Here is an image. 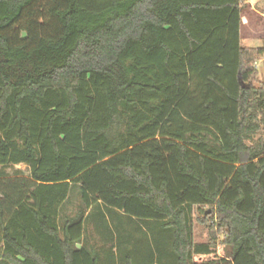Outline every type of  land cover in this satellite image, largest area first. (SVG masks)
<instances>
[{"label": "trees", "instance_id": "16d2710c", "mask_svg": "<svg viewBox=\"0 0 264 264\" xmlns=\"http://www.w3.org/2000/svg\"><path fill=\"white\" fill-rule=\"evenodd\" d=\"M245 8L0 0V264H264Z\"/></svg>", "mask_w": 264, "mask_h": 264}, {"label": "rangeland", "instance_id": "374dc122", "mask_svg": "<svg viewBox=\"0 0 264 264\" xmlns=\"http://www.w3.org/2000/svg\"><path fill=\"white\" fill-rule=\"evenodd\" d=\"M262 4H264V2H262ZM248 14H249V10L247 8H245V10L243 12V22H244L243 28H242L243 36H246L247 30H248L247 29L248 28L247 27L248 21L245 18L246 16H248ZM252 18L257 19L258 17L252 16ZM245 19L247 22L245 21ZM259 26H260L259 29L256 30V35H258L259 37L252 39L251 42H249L247 44V46H251V47H263L264 46V38H263L264 37V19H261ZM260 35H262L261 38H260ZM256 68L258 70L259 77H258L257 82L255 83V86L259 88L260 86L264 85V59L257 62ZM259 136L260 135H258V137ZM17 171H20L24 177H28L30 174L28 167L24 166V165L14 166V167L8 168V173L10 175H14ZM75 207H76L75 204L70 207L71 212L76 213L77 209ZM197 215H195V239L197 242L204 243V242H207V240H208V229L206 227H201L196 222ZM221 254H222V252H221Z\"/></svg>", "mask_w": 264, "mask_h": 264}, {"label": "crops", "instance_id": "0c3cea01", "mask_svg": "<svg viewBox=\"0 0 264 264\" xmlns=\"http://www.w3.org/2000/svg\"><path fill=\"white\" fill-rule=\"evenodd\" d=\"M262 2H264V0H258V3L254 6H252L250 3L245 4L246 8L249 10V14L248 16H246L245 18L248 21V25H247V34L246 36H243L242 33V28H243V16H242V26H241V40H242V45L246 48H264L263 47H251V46H247V44L249 42H251L252 39L259 37L258 35H256V30L259 29V23L261 21V19L263 18V12H264V4H262ZM252 16H257V19L252 18ZM245 19V21H246ZM246 21V22H247ZM262 35H260L261 38ZM264 38V37H263ZM257 69V68H256Z\"/></svg>", "mask_w": 264, "mask_h": 264}, {"label": "built area", "instance_id": "2783aa9c", "mask_svg": "<svg viewBox=\"0 0 264 264\" xmlns=\"http://www.w3.org/2000/svg\"><path fill=\"white\" fill-rule=\"evenodd\" d=\"M243 3L247 4L250 3L252 6L256 5L258 3V0H242ZM263 18H264V12H263Z\"/></svg>", "mask_w": 264, "mask_h": 264}]
</instances>
